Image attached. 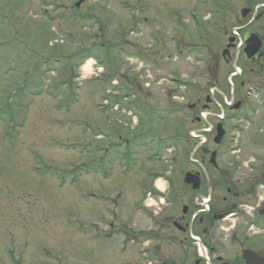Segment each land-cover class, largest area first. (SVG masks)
I'll return each instance as SVG.
<instances>
[{"label":"rangeland","instance_id":"1","mask_svg":"<svg viewBox=\"0 0 264 264\" xmlns=\"http://www.w3.org/2000/svg\"><path fill=\"white\" fill-rule=\"evenodd\" d=\"M78 2L0 0V264H156L176 205L159 202L153 179L172 181L159 183L170 201L189 190L184 175L204 158L198 150L191 160L198 141L172 136L198 128L213 86L241 107L226 109L224 141L211 145L224 170L211 178L203 162L200 195L214 192L218 209L234 201L230 180L259 179L264 55L250 60L235 45L226 61L222 52L236 28L264 43V0ZM235 64L242 73L228 80Z\"/></svg>","mask_w":264,"mask_h":264},{"label":"flooded vegetation","instance_id":"2","mask_svg":"<svg viewBox=\"0 0 264 264\" xmlns=\"http://www.w3.org/2000/svg\"><path fill=\"white\" fill-rule=\"evenodd\" d=\"M184 140L185 146L191 144L187 137ZM202 155L203 162L207 159L208 163L212 164L211 154ZM213 167L214 170L209 174L211 178L224 170L215 165ZM193 171L200 172L202 176L201 170L193 169ZM225 171L227 172L228 169ZM254 172V176L259 179L251 185L242 180L229 181L230 186L226 185V192L233 196L234 201L218 209L215 207L216 201H213L217 196L212 192L211 208L205 212L200 210V205L196 201L201 197L202 185L199 190H194L192 185H186L189 190L178 193L173 201L169 200V194L164 195L165 204L176 207L165 217L166 220L171 219L173 232L156 240V264H253L249 263L244 255L247 250L256 253L257 264H264V163L261 170L258 168ZM238 180L237 178L236 181ZM236 183H242L240 191L236 190ZM257 185L263 189L261 194V191H256ZM255 196L260 202L250 207L249 203ZM224 202H227L226 197ZM251 208L253 211L250 210ZM195 213L197 214L194 216ZM235 221L239 224L237 225ZM231 222H234V225ZM193 234L199 236V241L203 245L201 251L198 249L197 240L192 238ZM224 240L230 242L228 253L223 248Z\"/></svg>","mask_w":264,"mask_h":264},{"label":"water","instance_id":"3","mask_svg":"<svg viewBox=\"0 0 264 264\" xmlns=\"http://www.w3.org/2000/svg\"><path fill=\"white\" fill-rule=\"evenodd\" d=\"M78 5H80V2L78 3ZM250 12L249 8H244L242 11L243 16L245 17L248 13ZM233 38H230V44H228V48L224 50L223 52V56L226 57L227 55H229V47L232 46V42H233ZM263 46V41L262 39L259 37L258 34L256 33H252L246 40V47L244 49L246 55L248 56V58H254L256 55L260 54L261 48ZM241 105L240 102H238L235 107L238 108ZM225 134V130L223 128L222 123H219L217 125V135L215 137V142L216 143H220L223 136ZM204 152H209L208 148H204ZM216 155L217 152H213L212 153V158L211 161L213 163H216ZM185 182L188 184H192L194 189H198L200 188L201 185V179L199 174H194L192 172H188L186 174L185 177ZM245 257L248 259L249 263H253V264H257V255L255 252L247 250L245 251Z\"/></svg>","mask_w":264,"mask_h":264},{"label":"bare ground","instance_id":"4","mask_svg":"<svg viewBox=\"0 0 264 264\" xmlns=\"http://www.w3.org/2000/svg\"><path fill=\"white\" fill-rule=\"evenodd\" d=\"M228 44H230V42H228ZM248 59H252V58H248ZM85 68H87L88 69V71H89V69L91 68V61L89 60V61H87V63H86V65H85ZM90 72V71H89ZM237 72H239V71H237Z\"/></svg>","mask_w":264,"mask_h":264},{"label":"trees","instance_id":"5","mask_svg":"<svg viewBox=\"0 0 264 264\" xmlns=\"http://www.w3.org/2000/svg\"><path fill=\"white\" fill-rule=\"evenodd\" d=\"M211 68V67H210ZM212 71L214 72V73H218L217 72V64L215 63V65H214V67H212ZM216 75V74H215Z\"/></svg>","mask_w":264,"mask_h":264}]
</instances>
